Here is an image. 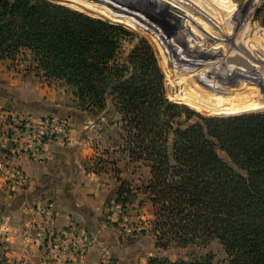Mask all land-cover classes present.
Returning a JSON list of instances; mask_svg holds the SVG:
<instances>
[{
  "label": "trees",
  "instance_id": "trees-1",
  "mask_svg": "<svg viewBox=\"0 0 264 264\" xmlns=\"http://www.w3.org/2000/svg\"><path fill=\"white\" fill-rule=\"evenodd\" d=\"M133 36L47 0H0V62L30 52L38 74L73 90L82 111L120 114L131 160L150 168L145 191L162 245L218 240L227 264H264V113L203 117L172 103L146 40L121 56L123 40ZM194 118L199 122L190 126L180 121ZM0 264H11L1 252Z\"/></svg>",
  "mask_w": 264,
  "mask_h": 264
},
{
  "label": "rangeland",
  "instance_id": "rangeland-1",
  "mask_svg": "<svg viewBox=\"0 0 264 264\" xmlns=\"http://www.w3.org/2000/svg\"><path fill=\"white\" fill-rule=\"evenodd\" d=\"M47 1L94 19L121 25L134 33L133 37L123 40L121 56H127L139 39L146 40L164 75L166 96L172 103L191 107L203 117L229 118L264 113V58L250 55L234 41V35L238 34L242 41L254 39L264 46V0ZM156 15L163 22L156 20ZM202 16L221 38L220 44L205 28ZM223 48L242 57L252 66L251 69L245 70L223 59ZM35 66L30 52L15 62L1 61L0 86H14L18 70L21 75L32 73L30 80L40 85ZM4 73L8 75L4 76ZM55 84L52 88H56V99L63 97L66 102L61 109L64 112L68 107H77L92 121L106 117L94 128L93 138L97 142L94 148L99 156L92 159L91 169L106 173L115 184L107 203L109 205L112 199L118 203L121 218L119 223L107 221L109 228L104 230L103 237L83 229L91 241L89 249L84 252L75 247L64 249L62 242L54 247L46 240L34 257L26 247L25 256L32 257L27 260L32 264H148L159 258L187 262L209 259L211 264H227L228 255L218 240L185 247L174 242L162 245L164 243L153 231L156 209L145 191L151 178L150 168L143 162L131 160L120 114L115 110L109 114L84 112L76 105L73 90L68 88L67 95H64L61 85ZM4 90L0 87V103H4L2 99L7 96ZM15 115L20 120L24 118L22 114H13L10 118ZM47 118L49 122L66 125L60 115ZM180 121L184 127L199 122L197 118ZM100 132L104 133L103 138H100ZM218 154L230 163L220 150ZM0 245V252L11 264H22L21 261L26 260L22 251L12 249L8 236L0 234Z\"/></svg>",
  "mask_w": 264,
  "mask_h": 264
},
{
  "label": "crops",
  "instance_id": "crops-1",
  "mask_svg": "<svg viewBox=\"0 0 264 264\" xmlns=\"http://www.w3.org/2000/svg\"><path fill=\"white\" fill-rule=\"evenodd\" d=\"M20 72L14 86H0L7 94L0 103V115L22 114L21 121L28 127L47 121L51 115L66 121V125L56 126L53 137L36 152L23 150L19 140L0 142V161L8 165L0 170V234L8 236L12 249L22 251L26 259L22 264H32L27 259L36 256L47 240L42 229L62 235L76 224L103 237L109 228L107 221L119 223L121 208L113 199L107 203L115 189L110 176L91 169L92 159L99 156L94 148V128L106 117L92 121L77 107L64 112L61 109L66 102L63 97L56 99V88H52L56 82L48 83L36 73L41 82L37 85L30 80L32 73ZM61 89L67 95L68 87L61 85ZM31 226L27 233L26 227ZM26 247L32 257L25 256Z\"/></svg>",
  "mask_w": 264,
  "mask_h": 264
},
{
  "label": "built area",
  "instance_id": "built-area-1",
  "mask_svg": "<svg viewBox=\"0 0 264 264\" xmlns=\"http://www.w3.org/2000/svg\"><path fill=\"white\" fill-rule=\"evenodd\" d=\"M0 117V142L19 140L22 149L25 151H38V148L43 144V137L54 135L56 133V126L59 125L56 122L45 120L32 127H28L23 124L19 117L13 116L10 118V115L6 113L0 115ZM5 165L3 161H0V170H5ZM20 179L23 181L21 177ZM31 229L32 226L29 228L26 227L27 233H29ZM42 232L47 235V241L54 247L60 242L63 243L64 249L75 247L84 252L90 247L91 241L89 237L86 235L85 231L76 224L71 225L70 231L67 234L59 235L52 231H48V229H42Z\"/></svg>",
  "mask_w": 264,
  "mask_h": 264
},
{
  "label": "bare ground",
  "instance_id": "bare-ground-1",
  "mask_svg": "<svg viewBox=\"0 0 264 264\" xmlns=\"http://www.w3.org/2000/svg\"><path fill=\"white\" fill-rule=\"evenodd\" d=\"M229 18H231V17H229ZM202 21L204 22V26L208 30V32L214 37V39L216 40V42L218 44H220L221 43V41H220L221 38L218 36L217 32L211 27V25L206 22V19L203 16H202ZM189 29L191 30V28H189ZM191 32H192V30H191ZM199 34L201 36V33H199ZM193 35H194V33H193ZM234 41H237L239 43L238 45L240 47L244 48L246 50V52L249 53L250 55H253V56H256V57H259V58H262V59L264 58V46H262L261 44H259L254 39H253V41L248 39V42L247 41H242V40L239 39L238 34H236V35H234ZM221 56H222L223 59L228 60V58L230 56H237V55L236 54H233L232 52H230L228 50H225L223 48L222 51H221ZM233 64H235L236 66L243 67V66L238 65L236 63H233ZM244 69L245 70H249V68H245V67H244Z\"/></svg>",
  "mask_w": 264,
  "mask_h": 264
},
{
  "label": "water",
  "instance_id": "water-1",
  "mask_svg": "<svg viewBox=\"0 0 264 264\" xmlns=\"http://www.w3.org/2000/svg\"><path fill=\"white\" fill-rule=\"evenodd\" d=\"M228 60H229V62L236 63L238 65H241V66L245 67V68H250L251 69V67H252L248 62H246V60H244L240 56H230L228 58Z\"/></svg>",
  "mask_w": 264,
  "mask_h": 264
}]
</instances>
